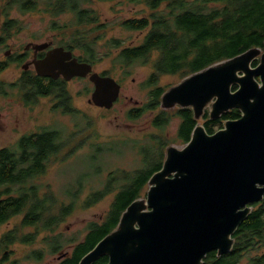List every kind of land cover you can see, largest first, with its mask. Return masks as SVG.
<instances>
[{"label":"trees","instance_id":"16d2710c","mask_svg":"<svg viewBox=\"0 0 264 264\" xmlns=\"http://www.w3.org/2000/svg\"><path fill=\"white\" fill-rule=\"evenodd\" d=\"M99 3H109L110 10L118 3L143 4L146 11L142 15L133 14L114 21L103 18L97 6ZM37 13L49 18L46 30L54 32L50 38L53 45L71 48L78 52L80 60H88L95 65L106 57H112L111 69L102 74L119 68L124 77L131 74L135 64L150 63L152 71L144 82L150 87L149 99L142 106L132 108L129 117H140L160 109L152 119L159 132L151 134L158 140H165L160 161L144 171L138 168L124 171L121 178L112 175L108 184L106 182V189L90 192L84 207L117 191L103 220L90 222L84 237L78 240L64 239L62 233L55 232L65 217L73 212L74 196L69 204L56 203L52 192H41L39 184L32 182L48 171V167L73 142L72 136H64L61 129L45 128L23 135L13 145L0 147V226L17 215H23L19 226L0 237V264H23L24 259L43 260L46 253H60L61 258L55 264H78L118 226L126 208L135 199L143 197L151 176L161 169L165 150L170 144L163 132L164 127L172 118H179L177 136L186 143L199 123L190 107L161 108L162 95L170 86L160 84L162 76L172 74L184 78L250 48L264 49V0H0V44L25 28L27 15ZM116 25L142 33L139 43L125 45L121 37L109 36ZM39 37L33 35L34 39ZM26 57L27 52H24L14 59L22 62ZM258 62L256 59L253 65ZM8 65V59L0 60V73ZM19 80L16 85L24 92L26 103L34 101L40 94L58 100L56 107H61L65 113L78 111L72 105V95L65 88L67 82L62 77L49 80L35 71L33 74L25 71ZM236 88L234 85L233 89ZM240 116L238 108L223 113L219 119H211L205 111L204 125L209 133H213L217 127H223L226 120ZM115 180L119 182L116 186L112 184ZM263 213L264 198L253 203L251 213L235 231L232 250L223 255H218L216 250L210 251L204 264H264ZM24 227L34 230L27 233L23 231ZM41 231H46V235L38 241ZM17 242L26 245L39 242L40 246L29 250L25 257H13L16 251L11 246ZM66 243H70L72 248L64 250ZM108 262L109 257L105 255L93 264Z\"/></svg>","mask_w":264,"mask_h":264},{"label":"water","instance_id":"95a60500","mask_svg":"<svg viewBox=\"0 0 264 264\" xmlns=\"http://www.w3.org/2000/svg\"><path fill=\"white\" fill-rule=\"evenodd\" d=\"M31 48L33 59L23 69L34 65L37 75L66 81L88 77L94 85L90 103L110 109L118 101L121 82L94 70V63L80 60L73 49L52 41L29 42L25 49ZM43 50L45 55L37 57ZM210 103L211 119L234 108L241 116L213 133L198 123L184 147L169 145L146 196L135 199L118 226L78 264H93L105 255L107 264H204L210 251L223 255L232 250L235 231L253 203L264 198L263 48L192 73L161 98L165 109L192 108L195 119Z\"/></svg>","mask_w":264,"mask_h":264},{"label":"rangeland","instance_id":"374dc122","mask_svg":"<svg viewBox=\"0 0 264 264\" xmlns=\"http://www.w3.org/2000/svg\"><path fill=\"white\" fill-rule=\"evenodd\" d=\"M97 6L101 9L103 18L114 21L133 14L142 15L143 11H146L143 4L134 6L118 3L112 10L109 3H99ZM48 20V17L40 13L27 15L25 28L0 44V60H9L8 67L0 73V147L13 145L23 135L45 128L61 129L64 136H72L73 142L68 144L58 159L48 167V171L34 178L32 182L39 184L41 192H52L56 203L58 201L60 204H69L74 196L73 212L65 217L55 232L62 233L64 239L78 240L84 237L90 222L103 220L117 191L114 188V192L107 194L102 200L84 207L86 196L95 190L106 189V182L108 184L112 175L121 178L124 171H134L137 168L144 171L158 163L163 154L165 140L151 136L159 132L152 119L160 109L149 111L140 117H129L132 108L142 106L149 99L150 87L144 82L152 71L150 63L135 64L131 74L124 77L119 68L109 73L122 84L121 95L110 109L89 102L94 85L88 77H76L66 81L65 88L73 98L72 105L78 110L75 113L63 112L61 107H56L58 100L50 96L43 97L38 94L34 101L26 103L25 95H22L19 85H16L25 72L23 64L33 59V49L25 50V46L29 42L51 41L54 32L46 30ZM33 35L40 37L34 39ZM109 36L121 37L125 45H136L143 34L124 30L116 25L109 32ZM8 50L11 53L6 55ZM24 52H27L24 61L14 59ZM75 54L78 52L75 51ZM11 55L14 57L9 58ZM112 64V57H106L94 65V70L107 72ZM28 71L33 74L34 65ZM182 79L184 78L178 75L167 74L162 76L160 84L170 85L169 89ZM177 107L180 106L166 110ZM211 108L210 103L205 109L209 116ZM198 120L200 124H204L206 118L203 115ZM179 123V118H172L163 132L169 138V145L182 148L185 143L177 136ZM112 184L116 186L119 182L115 180ZM148 188L149 183L143 197L146 196ZM22 217V214L17 215L1 225L0 237L4 232L19 226ZM33 230L34 228L30 227L23 228L27 233ZM45 235L46 231H41L37 240H41ZM69 245L70 243H66L64 250L71 249L72 246ZM35 246H40V243L26 245L17 242L11 246L16 251L13 257H25ZM59 259L60 253H46L43 260L24 259L23 264H55Z\"/></svg>","mask_w":264,"mask_h":264},{"label":"flooded vegetation","instance_id":"af4514ba","mask_svg":"<svg viewBox=\"0 0 264 264\" xmlns=\"http://www.w3.org/2000/svg\"><path fill=\"white\" fill-rule=\"evenodd\" d=\"M29 50H30V49H29ZM46 51H47V50L40 51V52L38 53L37 57H43V56L45 55ZM33 55H34V54H33ZM31 66H32V65H31ZM31 66H30V67H31ZM30 67H29L27 70H25V69H24V70H25V71H28V70H30ZM35 71H36V70H35ZM23 74H24V73H23ZM41 77H42V76H41ZM47 78H48L49 80L52 79V78H49V77H47ZM19 81H20V80H18L17 83H19ZM22 95H25L24 92H23Z\"/></svg>","mask_w":264,"mask_h":264},{"label":"bare ground","instance_id":"6f19581e","mask_svg":"<svg viewBox=\"0 0 264 264\" xmlns=\"http://www.w3.org/2000/svg\"><path fill=\"white\" fill-rule=\"evenodd\" d=\"M31 81V80H30ZM25 83V82H24ZM28 101V100H27ZM30 102V101H29ZM55 141V140H54ZM25 144V143H24ZM47 152V151H46ZM74 152V151H73ZM47 156V155H46ZM28 159V158H27ZM40 164V163H39ZM41 168V167H40ZM103 168V167H102ZM156 172V171H155ZM127 186V185H126ZM55 201V200H54ZM21 206V205H20ZM44 209V208H43ZM36 213V212H35ZM264 214V213H263ZM218 257V256H217Z\"/></svg>","mask_w":264,"mask_h":264}]
</instances>
